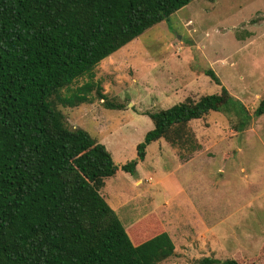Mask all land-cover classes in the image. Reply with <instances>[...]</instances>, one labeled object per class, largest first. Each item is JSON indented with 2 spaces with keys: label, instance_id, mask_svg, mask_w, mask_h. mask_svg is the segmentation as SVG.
Returning <instances> with one entry per match:
<instances>
[{
  "label": "trees",
  "instance_id": "obj_1",
  "mask_svg": "<svg viewBox=\"0 0 264 264\" xmlns=\"http://www.w3.org/2000/svg\"><path fill=\"white\" fill-rule=\"evenodd\" d=\"M192 1L0 0V264H161L175 254L156 215L127 230L101 190L120 170L135 174L159 140L183 158L199 151L190 123L235 107L247 117L242 102L207 69L221 92L147 112L154 128L122 165L88 131L70 127L59 105L92 103L93 84L72 86ZM100 91L106 108L122 109ZM253 115H264V99Z\"/></svg>",
  "mask_w": 264,
  "mask_h": 264
},
{
  "label": "rangeland",
  "instance_id": "obj_2",
  "mask_svg": "<svg viewBox=\"0 0 264 264\" xmlns=\"http://www.w3.org/2000/svg\"><path fill=\"white\" fill-rule=\"evenodd\" d=\"M207 69L248 116L235 107L192 121L199 151L183 158L164 139L152 143L137 172L120 170L101 194L127 230L156 213L176 246L161 264H264V115H253L264 99V0L192 1L105 58L93 79L72 86L93 84L92 103L59 108L70 127L88 131L122 165L137 158V145L154 128L147 112L221 92ZM98 87L122 109L106 108Z\"/></svg>",
  "mask_w": 264,
  "mask_h": 264
},
{
  "label": "crops",
  "instance_id": "obj_3",
  "mask_svg": "<svg viewBox=\"0 0 264 264\" xmlns=\"http://www.w3.org/2000/svg\"><path fill=\"white\" fill-rule=\"evenodd\" d=\"M154 143H160V140L159 141H157V142H154ZM150 146V145H149ZM193 161V159H189V160H187V161H180L179 163H180V167H186V165H188V163H191ZM139 165H142V163L140 162V164H138V166H137V168L139 167ZM110 202L114 205V203L116 202L114 199H110ZM109 203V202H108ZM110 204V203H109ZM116 204V203H115ZM118 204V203H117ZM111 205V204H110ZM113 207V206H112ZM153 215H156V213H152ZM152 214H150V215H152ZM195 219V217L193 216V219L192 220H194ZM169 234H170V236H171V233H170V231H168V230H166Z\"/></svg>",
  "mask_w": 264,
  "mask_h": 264
}]
</instances>
